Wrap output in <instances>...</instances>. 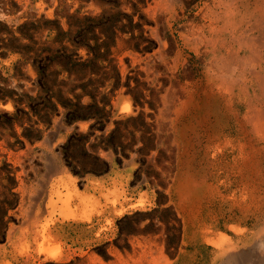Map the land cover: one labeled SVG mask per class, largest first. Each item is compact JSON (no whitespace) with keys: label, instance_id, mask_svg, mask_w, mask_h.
Segmentation results:
<instances>
[{"label":"rangeland","instance_id":"374dc122","mask_svg":"<svg viewBox=\"0 0 264 264\" xmlns=\"http://www.w3.org/2000/svg\"><path fill=\"white\" fill-rule=\"evenodd\" d=\"M210 2L0 0V260L22 263L71 178L70 259L27 264H264V64L232 14L230 81L205 76Z\"/></svg>","mask_w":264,"mask_h":264},{"label":"bare ground","instance_id":"6f19581e","mask_svg":"<svg viewBox=\"0 0 264 264\" xmlns=\"http://www.w3.org/2000/svg\"><path fill=\"white\" fill-rule=\"evenodd\" d=\"M210 1L211 2L209 4H206L203 8V12L201 15L203 23L200 27L201 28V34L199 35V39H198L199 41L198 42L202 43L206 47V49H207L206 53H208L210 55V59L208 62V64H209L208 70L210 72H209V74L205 73V76H211L212 80L214 82H216L217 87L218 86L223 87L224 85H225V87H227V84L230 81L229 80L230 76L228 75V72H229L228 60L234 56L235 57L238 56L237 52H235V54L233 52H231V50H232L231 49V45H232L231 41H233L234 43H236L238 45L241 43V41L237 40L238 38L232 37L233 32H234V28H233L232 22H231L232 14L235 17L239 16L241 26H245L247 29L246 31L251 33V35H253L254 32L257 33L256 37H251L248 35L245 36L244 41L242 40L243 41L242 44L247 46V43H249V46H251V49H252L250 52L251 60L260 66V67L258 66L260 70L263 69L261 64H264V0H243L244 4L242 5L241 9L238 8V6L235 3V0H210ZM170 2H171V0H170ZM240 51H239V53H240ZM232 53L234 55H232ZM244 56H247V55H244ZM242 57H243V55H242ZM235 60H233V61H235ZM248 62H250V60ZM250 63H248V64H250ZM250 70H251V68H250ZM257 72H258V70H257ZM255 73H256V71H255ZM241 78H242V76H241ZM255 78L257 79L258 82L261 83L260 87L264 86V77L261 74H259V76L255 75ZM208 81H209V79H208ZM238 92H240V91H238ZM261 95H263V94H261ZM248 112H249V115H248L249 119L248 120H250L251 124L253 126H255L256 128H262V130H263V128H264L263 124L264 123L262 120L264 119V108H262V106H256L253 109H249ZM260 121H262V122H260ZM59 186L64 187L65 192H66L65 193V200L62 199V201H63V213H64L63 217H65L66 219H69V217H70L74 221L80 220L81 218L80 219L75 218L77 216L74 215V212H73L74 209L71 206V202L75 198L78 200L81 199L82 202H84L83 204H86L87 197L83 194H80L77 191V189L74 185V181L71 178H65V179L63 178L62 183ZM59 186L54 185L53 189H51L52 186L50 187L49 194H48L49 196L47 197L48 202L50 203V206L45 205L44 210H42L41 212H38L39 216L40 215L44 216V213H47V218L44 220L43 219L42 220L36 219V221L34 222V228L32 230V231H34V236L32 237V243H33L32 249H30V245H28V247H26V250L18 252V255L14 254V252L9 253V256H11V258H17V260L21 259L22 260L21 264H27L29 262V260H35V259L41 260V261H45L47 259H55L56 261H59L61 259H67V260L70 259L69 254L63 252V250L59 246L60 245L59 240L53 234L54 228L52 227L53 226L52 215H54L53 204H55L53 201V195L54 194L58 195L59 193H61V192H59ZM82 202L80 204H82ZM75 204H76V202H75ZM99 214H101V213H99ZM86 218H87V220L89 219L88 217H86ZM64 229H66V228H64ZM67 229H69V228H67ZM84 230H87V229H84ZM87 231H86V233H87ZM84 233H85V231H84ZM82 236H84V235L81 234V237ZM79 239H81V238H79ZM83 248H81V249H83ZM2 253L5 254L4 251H2ZM0 264H9V262L7 260H5L3 257L0 260ZM38 264H39V262H38ZM79 264H84V263L81 262Z\"/></svg>","mask_w":264,"mask_h":264}]
</instances>
